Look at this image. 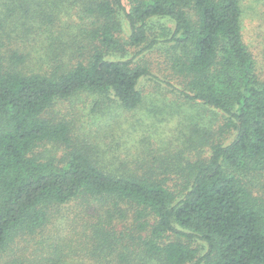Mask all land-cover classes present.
Segmentation results:
<instances>
[{
  "label": "trees",
  "instance_id": "16d2710c",
  "mask_svg": "<svg viewBox=\"0 0 264 264\" xmlns=\"http://www.w3.org/2000/svg\"><path fill=\"white\" fill-rule=\"evenodd\" d=\"M243 1L0 0V264H67L77 251L101 264H264V77L243 40ZM140 45L168 49L185 87L133 64L127 49ZM145 78L216 110L232 138L177 164L172 184L169 166L145 158L120 176L80 151L62 163L34 152L68 141L46 115L56 100L94 91L132 111ZM72 201L81 247L65 251L57 216Z\"/></svg>",
  "mask_w": 264,
  "mask_h": 264
},
{
  "label": "rangeland",
  "instance_id": "374dc122",
  "mask_svg": "<svg viewBox=\"0 0 264 264\" xmlns=\"http://www.w3.org/2000/svg\"><path fill=\"white\" fill-rule=\"evenodd\" d=\"M243 6V40L253 55L257 75L264 77V0H244ZM20 12L24 13L23 10ZM66 18L67 14L61 10L55 19L54 35ZM12 34L20 35V32ZM35 34L29 32L30 36ZM142 47L127 49V56L134 55L133 64H146L160 80L171 82L179 89L185 87L182 77L170 69L171 52L168 49L158 46L140 52ZM36 49L39 47L33 46L30 50ZM163 81L143 79L139 85L144 95L143 103L132 111L124 110L107 95L94 91L56 100L46 115L55 122L67 124L68 141L48 142L35 148L34 152L42 160L62 163L70 152L80 151L102 170L120 176L139 174L143 169L137 168L136 163L145 158L149 165L154 164V169L160 165L169 166L170 184L181 180V175L173 173L177 164L194 160L196 156H208L210 139L228 142L232 134H224L218 129L223 121L216 110L206 108L200 102L185 100ZM78 213L79 203L72 201L62 205L57 216L62 223L66 222L60 231L64 238L61 247L65 251L70 247H81L82 225L76 219ZM49 228L55 231L52 224ZM119 229L117 226L116 231ZM32 251V246L26 247L25 257L31 256ZM74 258L75 261L67 264H101L99 258L86 252L77 251Z\"/></svg>",
  "mask_w": 264,
  "mask_h": 264
}]
</instances>
